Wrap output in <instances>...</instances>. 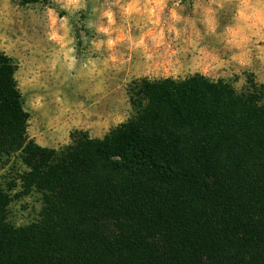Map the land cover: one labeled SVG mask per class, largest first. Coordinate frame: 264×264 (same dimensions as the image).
Masks as SVG:
<instances>
[{
    "label": "trees",
    "instance_id": "16d2710c",
    "mask_svg": "<svg viewBox=\"0 0 264 264\" xmlns=\"http://www.w3.org/2000/svg\"><path fill=\"white\" fill-rule=\"evenodd\" d=\"M18 68L0 52V264H264V86L142 80L126 123L57 150L29 137ZM34 193L39 220L10 224Z\"/></svg>",
    "mask_w": 264,
    "mask_h": 264
},
{
    "label": "rangeland",
    "instance_id": "374dc122",
    "mask_svg": "<svg viewBox=\"0 0 264 264\" xmlns=\"http://www.w3.org/2000/svg\"><path fill=\"white\" fill-rule=\"evenodd\" d=\"M0 52L19 67L31 139L58 107L67 114L76 107L82 124L71 134L103 140L134 116L131 99L142 80L199 74L238 92L264 86V0H0ZM56 53L65 61L59 77L46 63ZM68 134L54 149L71 144ZM41 210L34 193L15 201L8 219L26 226Z\"/></svg>",
    "mask_w": 264,
    "mask_h": 264
},
{
    "label": "crops",
    "instance_id": "0c3cea01",
    "mask_svg": "<svg viewBox=\"0 0 264 264\" xmlns=\"http://www.w3.org/2000/svg\"><path fill=\"white\" fill-rule=\"evenodd\" d=\"M46 63L50 65L53 70H55L56 76L59 77V73L61 74L64 72L65 61L62 54L59 55L56 53V55H54V59H46ZM75 103L76 100L74 99L72 101V105ZM70 109H72L73 112L71 114H67L62 112L61 108L58 107L57 111L53 114V118H49V127L46 128L44 132L41 131L42 128H40V124L39 128L35 130V136L32 137L36 144L42 148L54 149L55 147L59 146L57 142L62 137L61 133L63 131L68 130V135H70L73 130H76L80 127L79 124L82 123H80L81 120L78 119V115L76 114V107H71ZM101 121L102 119H98L97 122H94L100 124Z\"/></svg>",
    "mask_w": 264,
    "mask_h": 264
}]
</instances>
